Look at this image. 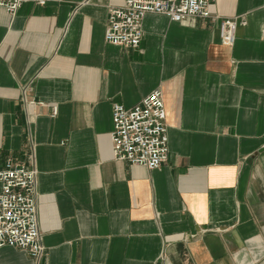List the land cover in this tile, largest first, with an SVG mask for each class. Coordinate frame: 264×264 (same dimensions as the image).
<instances>
[{
	"label": "crops",
	"instance_id": "crops-1",
	"mask_svg": "<svg viewBox=\"0 0 264 264\" xmlns=\"http://www.w3.org/2000/svg\"><path fill=\"white\" fill-rule=\"evenodd\" d=\"M123 4L0 7V168L36 170L45 247L39 263L4 247L0 264H264V0L148 14L138 50L105 41ZM226 18L247 22L233 46ZM157 90L167 164L115 160L113 106Z\"/></svg>",
	"mask_w": 264,
	"mask_h": 264
},
{
	"label": "built area",
	"instance_id": "built-area-1",
	"mask_svg": "<svg viewBox=\"0 0 264 264\" xmlns=\"http://www.w3.org/2000/svg\"><path fill=\"white\" fill-rule=\"evenodd\" d=\"M64 0H0V7L14 16L25 4L46 6ZM216 0H124L110 7L105 41L125 49L138 50L148 14L166 16L181 23L188 17L203 21L212 18L210 7ZM246 20L226 18L221 21V41L233 46L237 31ZM57 111L55 110V115ZM113 157L149 170L160 169L169 159L167 114L163 94L154 91L131 109L115 104L112 110ZM0 250L11 247L25 252L39 263L45 247L39 228L37 172L26 163L6 159L0 168Z\"/></svg>",
	"mask_w": 264,
	"mask_h": 264
}]
</instances>
